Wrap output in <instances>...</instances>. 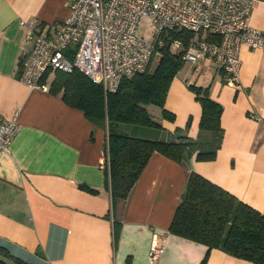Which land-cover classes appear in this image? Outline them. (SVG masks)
Here are the masks:
<instances>
[{
    "label": "crops",
    "instance_id": "obj_1",
    "mask_svg": "<svg viewBox=\"0 0 264 264\" xmlns=\"http://www.w3.org/2000/svg\"><path fill=\"white\" fill-rule=\"evenodd\" d=\"M67 13V0H0V111L18 125L0 156V239L36 264H199L206 254L205 264H257L218 248L208 251L168 228L190 171L264 213V50L239 48L234 84L207 59L189 76L173 77L164 107L174 119L148 106L161 128L114 127L145 138L203 140L201 106L188 86H207L222 105L214 159L197 160L193 153L177 162L154 151L126 198L112 205L106 127L60 94L19 79L27 21L59 23ZM249 24L264 30V0H254ZM153 242L162 245L155 262L148 256Z\"/></svg>",
    "mask_w": 264,
    "mask_h": 264
},
{
    "label": "trees",
    "instance_id": "obj_2",
    "mask_svg": "<svg viewBox=\"0 0 264 264\" xmlns=\"http://www.w3.org/2000/svg\"><path fill=\"white\" fill-rule=\"evenodd\" d=\"M190 37L191 32L186 28L163 31L162 43L155 47L158 56L151 57L145 71L122 79L114 91H105L101 83L76 68L55 71L49 81L48 72L43 76L42 82L48 81L49 91L60 94L67 105L82 110L91 122L106 127L103 155L112 205L126 198L154 151L177 162L193 153L197 160L215 158L223 135L222 105L209 96L207 86L189 85L201 106L198 128L206 136L203 140L185 134L168 140L152 139L114 130L119 125L161 128L149 112V105L157 106L163 118L174 119V113L164 107V102L184 60L183 52L172 49L171 42L179 39L186 46ZM66 52L71 58L69 48ZM153 58L156 61L151 66ZM168 230L205 244L208 251L218 248L231 256L264 264V213L194 171L187 177ZM206 259L207 254L199 264H205ZM0 264L36 263L20 255L15 245L0 239Z\"/></svg>",
    "mask_w": 264,
    "mask_h": 264
},
{
    "label": "built area",
    "instance_id": "obj_3",
    "mask_svg": "<svg viewBox=\"0 0 264 264\" xmlns=\"http://www.w3.org/2000/svg\"><path fill=\"white\" fill-rule=\"evenodd\" d=\"M254 0H67L68 13L59 23L27 21L26 47L22 54L20 81L30 88L48 89L43 76L78 69L114 91L122 79L146 70L158 56L163 31L186 28V46L174 39L171 46L182 51L184 63L198 67L204 60L216 63L228 83H236L242 45L264 50V30L249 24ZM152 37L139 34L142 20ZM72 52L69 58L67 50ZM18 125L0 111V156ZM104 162V161H103ZM162 245L153 242L149 259L155 262Z\"/></svg>",
    "mask_w": 264,
    "mask_h": 264
},
{
    "label": "rangeland",
    "instance_id": "obj_4",
    "mask_svg": "<svg viewBox=\"0 0 264 264\" xmlns=\"http://www.w3.org/2000/svg\"><path fill=\"white\" fill-rule=\"evenodd\" d=\"M146 21L143 19L142 21H141V23H140V25H139V34H141V35H143V36H146V37H149V38H151L152 37V29L150 28V27H147L146 25ZM172 49H174L173 47H172ZM156 58H153L152 59V63H151V66H153L154 65V63H155V60ZM191 71H192V66H191V64H189V63H184L183 64V66L179 69V71L176 73V75L178 74L179 76H189L190 74H191ZM175 75V76H176ZM174 76V77H175ZM52 76H50V78H51ZM188 88H189V86H188ZM190 89V88H189ZM191 90V89H190ZM192 91V90H191ZM152 107H154V108H157L158 109V107L157 106H153L152 105Z\"/></svg>",
    "mask_w": 264,
    "mask_h": 264
}]
</instances>
